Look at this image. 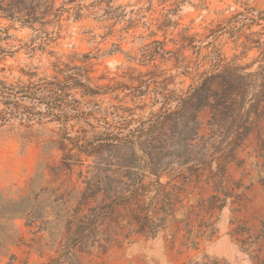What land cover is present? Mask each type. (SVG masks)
<instances>
[{
  "label": "rangeland",
  "instance_id": "374dc122",
  "mask_svg": "<svg viewBox=\"0 0 264 264\" xmlns=\"http://www.w3.org/2000/svg\"><path fill=\"white\" fill-rule=\"evenodd\" d=\"M55 1L57 9L66 0ZM92 2L84 0L87 7L80 19L65 13L59 20L49 16L42 26H24L0 14V80L12 85L52 80L62 77L60 70L75 75L79 72L70 70L81 67L89 71V85L99 94L85 97L79 90L74 92L76 99L94 101L99 111L146 104L145 112L135 113L148 116L155 110L150 108L153 95L148 94L144 104L128 97L127 87L139 86L133 79L164 73L159 81L171 79L168 89L178 94H186L198 81L195 73L188 75L176 68L175 59H146V50L155 49L154 42L177 51L182 35H188L208 45L212 31L233 15L250 8L264 11V0H118L115 6L122 7L125 16L116 21L96 13L89 7ZM216 40L228 61L238 56V62L246 64L258 55L243 54L229 35L220 33ZM209 52L205 49L203 55ZM184 55L188 62L196 60L191 49ZM3 108L0 104V110ZM208 120L209 111L203 109L198 114L201 135L210 133ZM80 125L70 124L72 137L77 136ZM56 132V124L26 127L18 121L0 122V240L7 243L15 235L0 264H49L58 258L63 245L71 244L64 240L65 227L78 207L82 216L91 210L102 215L105 222L100 234L107 240L101 242L102 249L98 245L66 246L83 264H264V115L238 149L236 161L227 165L221 189L205 178L192 182L163 178L164 184L179 188L181 202L155 237L132 233L125 238L128 231L121 230V221L126 211L116 205L109 208L113 199H107L103 190L83 198L95 158L79 156L76 150L80 165L66 169V154L59 147H46L59 141ZM100 155L101 162L107 160V154ZM106 175L112 186L121 179L118 172ZM27 196L30 200L23 202ZM28 205L35 215L7 219L8 213ZM215 205L223 207L213 209Z\"/></svg>",
  "mask_w": 264,
  "mask_h": 264
},
{
  "label": "trees",
  "instance_id": "16d2710c",
  "mask_svg": "<svg viewBox=\"0 0 264 264\" xmlns=\"http://www.w3.org/2000/svg\"><path fill=\"white\" fill-rule=\"evenodd\" d=\"M117 1L94 0L89 7L119 21L125 14L122 7L115 6ZM55 5V0H0V14L33 27L44 25L42 21L49 16L59 20L65 13L80 19L87 7L84 0H66L57 9ZM220 33L229 35L245 51L243 54L257 52V57L246 64L239 63L238 56L228 61L216 47ZM210 39L212 42L204 45L202 40L182 35L177 51L167 50L160 41L154 42V50H146V59H175L176 68L198 77L186 94L169 90L171 79L159 81L164 73L133 79L139 86L127 87L128 97L144 104L148 94L153 95L150 108L155 110L148 116L135 113L136 110L145 112L146 104L136 109L114 107L113 111H99L101 108L94 101L76 99L74 92L79 90L85 97L99 94L89 85V71L80 67L70 70L79 72L75 75L60 70L62 77L52 80L15 85L0 80V104L4 107L0 110V122L18 121L26 127H31V123L56 124L55 135L59 141L50 142L46 147H59L66 154V169L73 170L80 165L79 156L95 158L96 165L91 178L85 181L83 198L103 190L107 199H113L109 208L116 205L126 211L121 221L124 223L121 230L128 231L125 238L132 233L155 237L166 227L181 202L179 188L164 184L163 178L168 176L184 182L205 178L221 189L228 174L227 165L236 161L238 149L264 115V11L250 8L233 15L218 30L212 31ZM189 49L196 55L195 61L188 62V56L184 55ZM205 49H210L207 55H203ZM206 66L208 68L201 72ZM152 86L154 90H150ZM203 109L209 111L210 133L207 135L200 134L198 122V114ZM72 122L82 124L76 137L70 133ZM76 150L79 156L74 153ZM261 152H264V143ZM102 153L108 155L104 162H101ZM111 171L121 176L113 186L106 175ZM26 200L29 201L30 196L22 201ZM222 207L215 205L213 209ZM32 210L28 205L8 213L7 219L33 216L35 211ZM80 213L78 207L65 227L64 240L71 244L63 245L64 252L49 264H83L66 246L104 248L101 242L107 240L100 234L105 222L102 215L94 210L89 215ZM8 238L7 243L0 240V259L7 257L6 245L13 243L15 235Z\"/></svg>",
  "mask_w": 264,
  "mask_h": 264
}]
</instances>
